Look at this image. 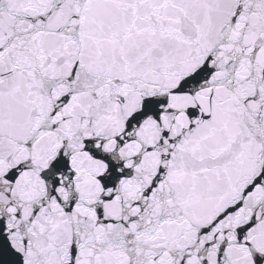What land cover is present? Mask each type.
Returning <instances> with one entry per match:
<instances>
[{"label": "snow or ice", "instance_id": "1", "mask_svg": "<svg viewBox=\"0 0 264 264\" xmlns=\"http://www.w3.org/2000/svg\"><path fill=\"white\" fill-rule=\"evenodd\" d=\"M0 264H264V0H0Z\"/></svg>", "mask_w": 264, "mask_h": 264}]
</instances>
